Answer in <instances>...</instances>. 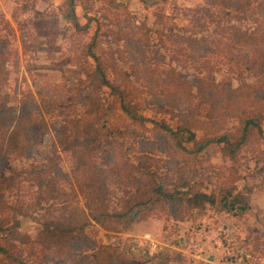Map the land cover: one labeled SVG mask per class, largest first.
Wrapping results in <instances>:
<instances>
[{"label":"trees","instance_id":"16d2710c","mask_svg":"<svg viewBox=\"0 0 264 264\" xmlns=\"http://www.w3.org/2000/svg\"><path fill=\"white\" fill-rule=\"evenodd\" d=\"M75 3L70 0L65 17L76 30L88 29L89 22H78ZM210 4L196 8L204 16L196 17L191 26L169 24L168 16L160 12L156 16L161 28L117 15L112 20L116 29L109 30L116 47L110 43L103 57L96 53L97 28L85 47L95 66L80 80L77 109L51 123L43 110L60 109L57 96H36L29 90L22 93L19 106L11 103L4 87L12 50L8 41L0 39V264H33L18 247L33 242L39 248V264H131L117 249L98 244L88 234V226L94 222L121 231L152 213L181 221L207 206L232 215L251 208L252 188L244 192L237 181L243 177L241 161L247 164L248 153L259 159L257 152L264 146V0H211ZM215 5H221L225 16L240 21L249 10L258 16L249 30L224 27L233 39L230 44L207 30L226 19L216 16ZM152 32L160 41L165 38L175 44L167 65L153 64L147 54ZM212 55L226 57L225 65L239 79L245 73L258 76L233 86L192 71L202 66L222 71V62H212ZM147 71L155 85L141 87L137 82ZM148 110L164 116L150 119ZM52 131L56 142L71 153L72 170L69 174L56 163L21 170L43 193L40 202L49 204L33 239L21 230V210L10 198L21 171L11 169L9 161L12 156L30 158L41 137ZM213 145L220 146L225 163H233L224 165L233 171L230 176L225 167L211 162L208 149ZM258 159L257 164L263 160L262 173L264 159ZM212 176L217 177L216 187L208 191L206 181ZM71 177L78 191L73 185L70 192L62 186ZM112 184L123 193L118 202L113 201Z\"/></svg>","mask_w":264,"mask_h":264},{"label":"rangeland","instance_id":"374dc122","mask_svg":"<svg viewBox=\"0 0 264 264\" xmlns=\"http://www.w3.org/2000/svg\"><path fill=\"white\" fill-rule=\"evenodd\" d=\"M210 1L148 0L145 4L142 0H76L78 22L81 25L89 22L88 29L76 30L65 17V13L70 10V0H0V39L8 41L12 50L8 61L10 75L4 91L10 94L11 103L17 106L20 105L22 93L29 90L36 96H57L59 106L62 107L58 110L44 109V117L51 123L63 116H70L77 109L76 91L80 80H85L95 66V61L85 55V47L97 28L99 47L96 53L103 57V49H107L110 43L116 47L115 37L109 30L116 29L115 21L112 20L117 15L121 19L130 15L134 23L147 22L153 28H161L156 16L160 12L168 16L169 24L191 26L196 17L204 16L196 8L209 7ZM214 12L218 18L226 19L211 25L207 30L217 36L215 38L230 44H234L233 39L223 28L235 26L249 30L254 25V18L258 16L249 10L246 19L240 21L232 15L225 16L221 5H215ZM149 39L147 54L152 63L169 64L172 60L170 48L175 44L165 38L160 41L154 32ZM210 59L214 63L218 60L222 62V71H207L203 69L204 66L192 68V71L210 80L225 81L233 86H238L242 81H254L258 76L245 73L239 79L225 65L228 60L226 57L212 55ZM146 74L144 82L142 80L137 83L141 87L154 86L153 75L148 71ZM145 114L153 120H161L164 116L153 110L145 111ZM148 126L152 124L148 122ZM149 133L145 131V134ZM220 150L218 145L209 147L211 162L216 167H225L226 176H230L233 171L224 165L231 166L233 163H225ZM257 153L260 156L258 160L264 159V146ZM247 156L249 161L246 165L244 160L241 161L243 177L237 184L244 192H247V187L252 188L248 194L251 208L241 215L227 214L219 211L217 206H207L200 214L189 215L181 221L152 213L125 230H107L93 222L87 232L98 244L117 249L120 257L131 264H264V172H260L263 160L257 164L256 158H250L253 156L251 153ZM72 162L71 153L56 142L52 131L41 137L30 158L12 156L9 165L11 169L21 171L56 163L59 168L71 174ZM196 178L199 179V176ZM216 181V176L206 181L208 191L216 187ZM61 184L69 192L72 185L78 191V185L72 177L70 181ZM110 190L113 201H120L123 193L118 187L112 184ZM10 196L21 210L18 215L21 230L34 239L42 216L48 214L49 204L40 202L43 193L21 171L17 177V187ZM79 202L84 204L80 195ZM145 235H149L147 238L154 240L159 247L150 253L142 249L133 251L134 240ZM34 244H19L18 247L26 259L39 264V248Z\"/></svg>","mask_w":264,"mask_h":264},{"label":"built area","instance_id":"2783aa9c","mask_svg":"<svg viewBox=\"0 0 264 264\" xmlns=\"http://www.w3.org/2000/svg\"><path fill=\"white\" fill-rule=\"evenodd\" d=\"M149 235H145L142 238H136L134 240V244L132 246L133 251H137L139 249L145 250V252L150 253L151 251H155L159 246L156 244L154 240H150L147 238ZM141 239V240H138Z\"/></svg>","mask_w":264,"mask_h":264}]
</instances>
